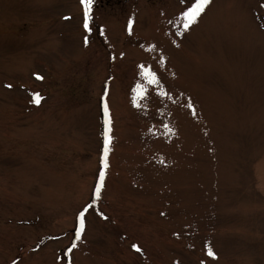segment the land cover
Here are the masks:
<instances>
[{
    "label": "rangeland",
    "instance_id": "1",
    "mask_svg": "<svg viewBox=\"0 0 264 264\" xmlns=\"http://www.w3.org/2000/svg\"><path fill=\"white\" fill-rule=\"evenodd\" d=\"M189 6L0 0V264H264V0Z\"/></svg>",
    "mask_w": 264,
    "mask_h": 264
},
{
    "label": "snow or ice",
    "instance_id": "2",
    "mask_svg": "<svg viewBox=\"0 0 264 264\" xmlns=\"http://www.w3.org/2000/svg\"><path fill=\"white\" fill-rule=\"evenodd\" d=\"M211 0H194V2H191L190 0V6L187 7L186 11L182 12V17L184 19V29L188 30L192 24L196 23L202 13H204L205 9L207 6L210 4ZM93 0H81V4L84 6V20H83V28L91 32V27H90V12H91V7H92ZM128 30L129 32L132 31V22L130 21L128 24ZM85 43H88V37H84ZM140 68L143 72V75L145 78L148 80L149 84H157L159 83V79L156 76V73H154L151 68H147L145 70V65H140ZM38 79H43V77L37 76ZM8 87H11V85H8ZM141 90V92L144 91L142 86H138ZM36 95V103L40 102V97L39 94ZM191 107V105H189ZM103 109H104V114L106 117L105 123L109 126V131H111L110 125H111V117L109 113V107L107 102L105 101L103 104ZM111 136L106 134L105 141H104V153H103V165L104 168L106 169L108 167V153L110 151V143H111ZM104 177H105V172L101 171L100 172V185L96 188V195H100V188L103 186L104 182ZM92 204H88L80 213H79V226H80V232H83L84 227H85V214L88 212L90 208H92ZM102 215V213H101ZM134 248H136L137 251H139V247L137 245H133ZM208 255L209 256H214L215 254L211 250V248L208 249Z\"/></svg>",
    "mask_w": 264,
    "mask_h": 264
}]
</instances>
